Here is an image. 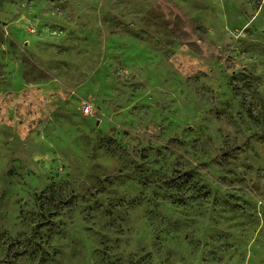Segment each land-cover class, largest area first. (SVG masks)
Masks as SVG:
<instances>
[{"label":"rangeland","instance_id":"obj_1","mask_svg":"<svg viewBox=\"0 0 264 264\" xmlns=\"http://www.w3.org/2000/svg\"><path fill=\"white\" fill-rule=\"evenodd\" d=\"M0 264H264V0H0Z\"/></svg>","mask_w":264,"mask_h":264},{"label":"built area","instance_id":"obj_2","mask_svg":"<svg viewBox=\"0 0 264 264\" xmlns=\"http://www.w3.org/2000/svg\"><path fill=\"white\" fill-rule=\"evenodd\" d=\"M89 112H90V108H89V106H88V105H85V106L82 108V114H83V115H87V114H89Z\"/></svg>","mask_w":264,"mask_h":264}]
</instances>
